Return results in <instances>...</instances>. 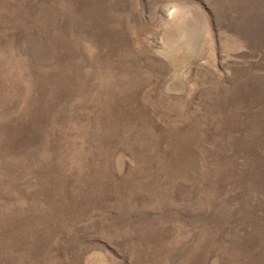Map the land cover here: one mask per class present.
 <instances>
[{"label": "rangeland", "instance_id": "obj_1", "mask_svg": "<svg viewBox=\"0 0 264 264\" xmlns=\"http://www.w3.org/2000/svg\"><path fill=\"white\" fill-rule=\"evenodd\" d=\"M0 264H264V0H0Z\"/></svg>", "mask_w": 264, "mask_h": 264}]
</instances>
